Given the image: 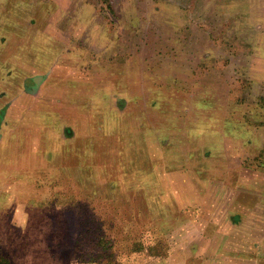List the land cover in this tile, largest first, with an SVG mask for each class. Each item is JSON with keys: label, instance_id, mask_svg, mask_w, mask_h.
<instances>
[{"label": "rangeland", "instance_id": "374dc122", "mask_svg": "<svg viewBox=\"0 0 264 264\" xmlns=\"http://www.w3.org/2000/svg\"><path fill=\"white\" fill-rule=\"evenodd\" d=\"M262 2L33 0L42 18L50 14V28L62 41L72 42L75 55L69 58L89 47L83 64L94 56L107 70L99 79L96 71L85 79L69 76L60 86L66 89L63 96L74 97L82 114L96 98L110 94L118 108L94 121L103 130L95 128L96 146L85 144L81 152L70 147L61 154L58 143L46 140L49 160L37 168L35 180L17 182L10 193L1 189L0 264H218L202 260L211 243L194 228L197 216L186 200V175L193 171L199 177V166L170 144L166 152L156 128L164 126L161 116H168L198 133L199 151L211 154L206 165L214 158L221 163L210 170L212 178L229 180L235 173L223 166L224 146L239 152L230 166L241 160L249 172L264 169V159L256 167L248 161L264 153ZM37 13L29 22L32 30L43 29ZM75 21L81 27L75 28ZM74 29L83 35H74ZM86 33H103L106 40L91 44ZM72 59L66 62L74 64ZM80 111L73 113L75 121ZM128 123L135 128L125 131ZM144 126L154 131L147 142H138L142 151L133 146L125 153L130 147L125 139L134 144ZM110 131L112 140L102 134ZM39 160L35 157V164ZM145 168L149 176L141 172ZM12 184L0 181L2 187Z\"/></svg>", "mask_w": 264, "mask_h": 264}, {"label": "crops", "instance_id": "0c3cea01", "mask_svg": "<svg viewBox=\"0 0 264 264\" xmlns=\"http://www.w3.org/2000/svg\"><path fill=\"white\" fill-rule=\"evenodd\" d=\"M38 6L39 3L35 6L33 0H0V181L13 183L10 187L0 186V191L2 189L9 193L15 190L19 181H34L40 165L47 166L44 161L49 160L48 142L58 143L61 154L70 147L81 152V146L85 144L86 149L91 147L87 145L92 142L96 146L99 132H95V128L102 130V127L97 126L98 122L95 125L94 121L103 120L107 111L118 108L110 94L109 97L96 98L91 108L82 114L76 101L72 100L74 97L63 96L66 89L60 86L69 80V76L77 75L79 79H85L89 71H96V78L99 79L107 70L95 64L94 56L88 61L91 64H83V60L88 59L87 56L83 57V52L91 55L89 47L81 46L82 49H77L81 55L75 59L69 58L75 55L74 47H70L72 42L62 41L61 36L50 28V14L42 18L43 14L36 12ZM106 6L109 7V4ZM34 13H37L40 19L38 23L43 29H31L29 22ZM260 13L256 10V15ZM42 20H48V24ZM76 25L81 27L79 21L74 22L75 28ZM80 32L78 29L72 31L74 35L82 36L83 32ZM105 37L103 33L85 34V40L91 44L105 42ZM68 59H72L74 64L66 62ZM98 101H101V109L98 108ZM75 111L81 112V118L77 117V121L73 117ZM87 116H91L88 121ZM102 134H106L107 139H113L112 132ZM223 148V166L235 172L229 180L221 176L199 178L193 171H189L185 180L190 187L185 192L186 200L197 216L194 228L201 230L199 233L205 237L206 243H211L202 260L218 264H241L243 260L248 264H262L264 169L253 168L249 172L241 160L235 166H230L229 159L239 152L229 151L227 146ZM48 149L50 151L51 146ZM39 154L42 160H39ZM35 157L39 160L37 164ZM254 157L248 161L256 167L260 159H264L263 151L260 157ZM180 181L177 179V184L183 186ZM227 181L230 184L226 185ZM168 191L173 194L171 190ZM12 197L16 196L13 194ZM178 197L181 198V195L177 194V201ZM168 198H172L171 195Z\"/></svg>", "mask_w": 264, "mask_h": 264}, {"label": "trees", "instance_id": "16d2710c", "mask_svg": "<svg viewBox=\"0 0 264 264\" xmlns=\"http://www.w3.org/2000/svg\"><path fill=\"white\" fill-rule=\"evenodd\" d=\"M199 105L201 107H204L206 104L199 103ZM161 118H162L164 126L163 127H159L158 126L156 128V131H158V132L162 131V134H163L164 138L162 137V139H159V138H157V139L160 141V143L162 145L164 144L165 151L169 150V148H167V146H168V144H170V145L174 146L175 149H178L179 151H181V153L182 152H186L184 154L185 156L183 158H185V159L187 157L188 158H192L191 159V160H193L192 162L194 163L196 161L198 166H199V167L196 168V170L192 168L193 170H195L196 173H198L199 170H200L201 173H199V174H200L201 177L213 176V173H211L210 170H215L217 165L221 164V163H216L217 160H215V158H214L213 159V165H206L205 159L210 158L211 154L208 153L206 148L203 149L202 152L199 151L200 146L203 145V142H201V145H200V142H198V139L201 136L198 133H196V132L191 133V128L189 126H187L184 129H182L183 126H179L178 124H175L171 120V118H169L168 116H163V117L161 116ZM125 123H127V122H125ZM119 126H121L120 128H122L123 127V123L120 124ZM132 128H135L134 125L132 123H130V124L128 123L127 126L124 127V130L127 131V130H130ZM153 131H154V129L152 127L144 126L143 127V132H145V133H140V136H138L140 138L136 139L137 141L134 144H133L132 141H129V139L126 138L125 139L126 140V145H128V146L130 145V147L128 149H125V148L123 149L124 151L126 150L125 153H128L129 151H131L133 149V146H135L137 149L142 151V147L138 145V142H142L143 140L145 142H147V140H149L148 136L151 135V133H153ZM110 132H112V131H110ZM204 136H205V134H204ZM211 136H212V133H210L206 138L209 139ZM207 143H206L205 146H207ZM143 153L146 154V155L149 154V153L146 152V149L143 151ZM175 158L178 160L177 157H175ZM196 159H202L203 163L198 161V160H196ZM220 159H221V157H220ZM147 162H149L148 159H147ZM202 170H204V171H202ZM206 171H208L209 174ZM141 172H143V174L145 176H149L150 175L148 173V171H146V168L141 170ZM204 172H206V174L202 175V174H204ZM151 174H152V171H151ZM155 174L156 173H153L152 176H155Z\"/></svg>", "mask_w": 264, "mask_h": 264}]
</instances>
